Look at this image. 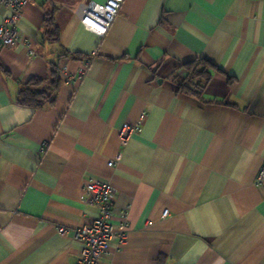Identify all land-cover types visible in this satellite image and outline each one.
<instances>
[{"label":"crops","instance_id":"obj_1","mask_svg":"<svg viewBox=\"0 0 264 264\" xmlns=\"http://www.w3.org/2000/svg\"><path fill=\"white\" fill-rule=\"evenodd\" d=\"M90 1L106 0H29L0 48V264H76L89 179L128 215L98 264H264V0H124L105 37L80 19ZM10 10L0 0V24ZM198 58L216 65L201 94L177 84ZM55 68L53 103L18 102Z\"/></svg>","mask_w":264,"mask_h":264},{"label":"built area","instance_id":"obj_2","mask_svg":"<svg viewBox=\"0 0 264 264\" xmlns=\"http://www.w3.org/2000/svg\"><path fill=\"white\" fill-rule=\"evenodd\" d=\"M9 3L10 13L4 17L0 24V48L14 46L20 41L17 28L20 10L23 4L29 0H3ZM124 0H106L104 3L90 1L80 12V19L86 30H89L101 37H105L119 14ZM29 51L34 56L36 52L30 43L26 44ZM63 73L66 75V68ZM134 127L129 123H124L120 129V137L123 141H128ZM116 160H109L108 165L113 166ZM255 183L264 187V162L259 169ZM86 202L96 209V216L82 225L72 228L75 239L83 243L79 259L76 264H98L99 258L110 254L117 245H121L127 240L128 215L121 214L115 217L113 214L114 189L111 184L104 180L89 179L85 183ZM168 210L164 212L166 215ZM69 228L59 226L58 232L66 234ZM117 238V243L113 238Z\"/></svg>","mask_w":264,"mask_h":264},{"label":"trees","instance_id":"obj_3","mask_svg":"<svg viewBox=\"0 0 264 264\" xmlns=\"http://www.w3.org/2000/svg\"><path fill=\"white\" fill-rule=\"evenodd\" d=\"M55 10L56 8H53L45 19V35L50 42H59L60 40V27L55 20ZM184 66L187 70V75L185 78L177 81L179 88L201 94L211 81L213 76L212 71L216 70V65L207 58H198L185 63ZM5 74L9 75V72L5 70ZM52 76L53 78L49 86L44 84L45 79L37 76L22 84L17 96L18 102L34 108H43L47 104L53 103L59 84L61 83L57 68L53 70Z\"/></svg>","mask_w":264,"mask_h":264}]
</instances>
